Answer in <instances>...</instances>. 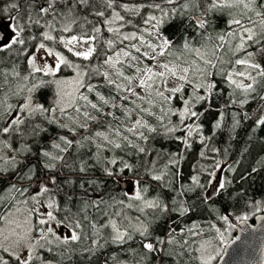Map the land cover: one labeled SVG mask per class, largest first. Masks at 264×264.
<instances>
[{"label":"trees","instance_id":"trees-1","mask_svg":"<svg viewBox=\"0 0 264 264\" xmlns=\"http://www.w3.org/2000/svg\"><path fill=\"white\" fill-rule=\"evenodd\" d=\"M106 2L89 0L88 5H78L75 0L71 4L68 0H60L62 7L58 11L65 13L66 18L51 24V15L38 14L37 6L45 4L46 0H0V21H8L11 25L19 23L23 28L19 39L24 40L23 44L16 43L0 50V114H3L0 125L9 119L8 111L15 108L28 89L41 81L44 83L38 91L32 92L33 97L38 104L54 108L57 95L54 84L46 74L32 70L29 63L30 55L41 43L61 52L69 62V65H60L56 74L71 75L72 65L84 71V82L76 104L67 112L68 115L65 112L58 115L68 123L59 122L52 112L25 116L29 126L39 125L41 132L34 138L24 136L17 139L20 148L27 142L32 152L27 154L25 164L17 165L16 171L20 176L25 173H34V176L31 181L19 177L13 181L21 191L12 189L7 182H0V223L3 214L20 205L35 189L36 181L55 175L56 185L49 184L50 191L43 196L54 202L55 217L75 231L80 239L42 250L45 260L53 264H202L198 252L203 241H217L220 235L229 232L231 239L235 227L230 218L235 221L245 217L252 220L264 204V124L258 123L264 118V99H260L264 90L257 87L254 93L244 94L229 86L220 74L232 70L228 61L245 56L244 51L236 55L230 51L239 43V37L233 39L228 36L229 32L237 29L229 21L241 19L245 26L254 27L259 33L260 20L264 16L258 17L255 13L264 12V8L259 6L264 0H255L249 9H245L243 4L212 7L213 4L220 5L222 0H171V3L169 0H114L111 9L106 8ZM13 4L16 7L10 8ZM6 8L10 10L5 12ZM99 11L105 15H95ZM113 11L124 20L113 21ZM29 16L32 21L39 20L40 23H29ZM150 16L157 19L146 23ZM197 18L206 21L203 28L195 25ZM157 21H160L159 28L156 27ZM63 24L70 26L69 32L62 31ZM94 28H100V32H95ZM109 28L119 32H109ZM150 29L162 32L170 41L164 55L158 54V48L153 52L148 47L149 44L156 46L160 43ZM44 32L54 39L45 40ZM131 32L149 44L141 43L139 38L123 40V36ZM73 35L97 37L95 41H89L96 49L91 57L84 59L73 54L77 47L86 43L69 45L72 52L64 46L60 38L67 40ZM220 35L225 36L222 48L218 47ZM108 40L114 41L111 47ZM136 40L139 52L132 47ZM123 51L130 52L136 59L123 56ZM247 51H255V48ZM117 52L121 53L118 58ZM112 55V63L106 64L105 60ZM255 59L264 64V58ZM205 60H211L215 67L206 66ZM165 63L175 67L179 74H183V68L190 69L187 75L192 83L180 80L178 86H182V92L173 95L167 90L165 80L172 77L170 74L164 78L147 79V68ZM236 67L241 69V66ZM196 69L214 73L209 79L214 80L217 87L210 105L191 99L192 110L203 112V115L199 119L185 118V124L201 126L200 131L193 132L189 138L191 147H186L176 139L186 136V130L166 133V127L183 129L178 114V110L184 107L183 101L189 100L194 92L196 95L204 94L203 90L197 91L194 87L201 82ZM141 78L151 87H141ZM244 82L249 81L245 79ZM158 92H163L170 99L164 100ZM82 97H87V100ZM242 100H248V103L241 104ZM9 105L12 106L10 110ZM161 117L163 119H159ZM137 120L155 127L157 131L149 133L142 127L129 131ZM217 122L220 123L219 128L215 127ZM141 132L148 137L146 141L140 139ZM97 133L103 135L97 136ZM106 134L110 138L105 139ZM61 136L72 140L73 145L63 144L59 140ZM54 143L67 150L60 152L54 149ZM115 144H120V147L116 148ZM139 148H144L145 152H139ZM41 150L64 157L63 161L57 162V170L43 166L48 161L40 155ZM173 154L178 155L174 157ZM173 158H178L179 163L171 164ZM16 159L20 161L25 157L18 153ZM112 160L116 163L112 164ZM62 164L67 166L61 167ZM124 164L131 167L124 168ZM80 167L85 171L80 172ZM106 168L116 174L108 176ZM122 168L124 170L120 172ZM215 172L217 184L211 187ZM157 175L162 179H153ZM193 176L197 177L198 183L193 182ZM128 179H134V187L126 181ZM221 180L228 183L224 190L218 192L216 189ZM138 190L143 200L132 199ZM144 201H159L169 207L175 202L177 211L154 214L152 209L145 208L141 212L138 209L143 207ZM182 207L188 211L181 214L179 209ZM224 216L228 217L227 221L222 219ZM110 220L115 221L121 231L128 230L133 238L123 244L106 243L112 233L108 226ZM142 225L148 228L147 240H142L139 231L134 230ZM172 229L174 233L170 232ZM156 238L171 239L174 243L161 245L166 247V252L160 254L143 249L144 242H155ZM8 261L9 264H17L16 259Z\"/></svg>","mask_w":264,"mask_h":264},{"label":"snow or ice","instance_id":"snow-or-ice-1","mask_svg":"<svg viewBox=\"0 0 264 264\" xmlns=\"http://www.w3.org/2000/svg\"><path fill=\"white\" fill-rule=\"evenodd\" d=\"M75 2L78 5H88L89 4V0H75ZM169 2L171 3V0H169ZM68 3L71 4L72 0H68ZM113 3H114V0H107L106 8H109V9L113 8ZM251 3H255V0H249L248 3H245L244 0H222V3L220 5L213 4L212 7L213 8L223 7V6L232 7L233 4H243V7L245 9H249ZM154 6L159 7V5H154ZM259 6L261 8H264V2H262ZM15 7H16L15 4L10 6V8H15ZM60 7H62L60 0H46L45 4L37 6L38 14H40V15H51L53 17V21L51 22V24L59 23V22H62L66 18L65 13L58 11V9ZM124 7L127 8L126 5ZM10 8H6V9H4V11L7 12L10 10ZM68 11L70 13L71 8H69ZM130 11H134V9H130ZM255 14L258 17L264 16V12H261V11H257ZM95 15L103 17L105 15V13L103 11H99V12H96ZM156 19L157 18L155 16H150L148 18V21H146V23L149 21H152V20H156ZM115 20L123 21L124 17L119 15V13L113 11V21H115ZM113 21H106V23H111ZM249 21L251 22V17H249ZM85 22H87V21H85ZM29 23H37L38 24V23H40V21L39 20L32 21L31 16H29ZM72 23H76V22L72 21ZM205 23H206V21L202 18H197L195 20V25L200 27V28H203ZM51 24H50V26H51ZM159 24H160V21H157V25H156L157 28H159ZM229 24L230 25H236L237 29L235 31L229 32L228 36L233 38V39L239 37V43L236 44L234 49H230V51L232 52L233 55H236V53H240L241 51H244L245 56L243 58H237L234 61H228V63H230L232 65V70L228 71L226 73H220V74L228 82L229 86H234V89L240 90L244 94L254 93L256 91L257 87H260L261 90H264V64L258 62L255 59L256 57L264 58V19L260 20L261 31L259 33H257V31L254 30V27L245 26L241 19L233 18L229 21ZM93 30L97 33L100 32V28H94ZM21 31H23V28L20 26L19 23L11 25V34L7 31H4V26L2 24H0V50H2L3 48H10L13 44H16V43L23 44L24 40L19 39ZM62 31L69 32L70 26L68 24H63L62 25ZM108 31L109 32H116V33L119 32L118 29H113V28H109ZM156 35H157V38L160 40V43L156 46L149 44L148 47H150L153 52H157V48H158L159 49L158 54L164 55V50L169 47L170 41L166 37H164L162 35V32H160V31H157ZM43 37L45 40H53L54 39V37L49 35L48 32H44ZM60 39L64 43V46L67 47L70 52H72L73 49L71 47H69V45H75V44L80 43V42L88 43L89 41H95L97 39V37L93 36V35H88L87 37H85L84 35H82L80 37L73 35L67 40H65L63 37H61ZM134 39H137V36L135 33L123 36V40H134ZM139 39H140L141 43L144 42L143 37H140ZM218 39L221 41V44L218 47L222 48L224 46L223 42L225 41V36L220 35L218 37ZM113 43H114L113 40L107 41V44L110 47L113 45ZM187 46L188 45L186 44L185 47H187ZM39 47L41 49L45 48L44 43H41L39 45ZM132 47L135 48L137 52L140 51V48L136 47L135 44H133ZM253 47L255 48V51H247L248 48H253ZM95 51H96L95 47L90 46V47H88V49L86 51H82V52L81 51H75L73 54L77 57H83L84 59H88L89 57L92 56L93 52H95ZM196 51L199 52V50H196ZM48 54L49 55L54 54L57 58V63H56L55 68L54 69H48V71L54 72L56 70H59L60 65H62V64L63 65H69V62L59 52L53 53L52 50L49 49ZM122 54L125 57L131 56V53L128 51H123ZM116 55L118 58L121 55V53L117 52ZM145 55H147V53H145ZM131 59L135 60L136 57L131 56ZM201 59H203V57H201ZM117 62H119V61L117 60ZM223 62L224 61H221V63H223ZM30 63H32V61H30ZM105 63L111 64L112 63L111 57L107 58L105 60ZM204 63L208 67H215V65L212 63L211 60H205ZM72 66L75 67L74 65H72ZM112 66L114 67L115 65L112 64ZM159 66L161 68H163L164 71L154 72L151 68H147L145 70V75H146L148 80H151L153 77L164 78L166 76V74H170L172 77H175L181 81H184L185 83H192V81L189 80V77L187 75L190 71L189 68H183L182 69L183 74H179L175 67H170L166 63L160 64ZM236 66H241V69L238 70ZM33 70L34 71H40L41 69L33 67ZM196 71L199 72V77H200L201 82L196 83L194 85V87L197 91L203 90L204 94L203 95H196V93L194 92L192 97L189 100L183 101L184 108L182 110H178V114L181 118L180 123H181V125H183V129H178L176 126L166 127V133H174L177 130H186V136L176 137V139L181 140L182 143L186 147H191V145L189 144V138L192 137L193 132H199L201 126L199 124H196V123L185 124L184 123L185 118H187V119H192V118L199 119V117L203 115V112L198 113V112L192 110V107L190 106L191 99H194L197 103L205 102V103L210 105L211 97L213 95L214 90L217 87L215 81L209 79V77L215 75L214 73L208 72L206 70H200V69H196ZM104 75H107V73H105ZM118 75H122V73H118ZM238 78H243V79H238ZM245 79L249 82L245 83L244 82ZM109 82L112 83V81H109ZM166 82L167 81H165V83ZM43 83L44 82L41 81L40 84H34L32 86V88L28 89V91L30 93H32L34 91H38L42 87ZM78 83H79V81H78ZM129 83H131V81H129ZM139 85L141 87H151V85L146 84V80L144 78L140 79ZM91 90H92V88L89 87V91H91ZM167 90L169 92H171L173 95H175L176 93L182 92L183 89H182V86H176V87H172V88L167 89ZM157 94L161 98H163L164 100L170 99V97L164 96L163 92H158ZM82 98L84 100H87V97H82ZM100 99L103 100L104 98L100 97ZM253 99H256V97L253 96ZM260 99H264V96L260 97ZM26 100H27V102L20 104L18 107L20 109V112L26 111V113L29 117H31L32 115H34L36 113L43 114V113L55 111V108L49 109V108L44 107L43 104H36L35 106H33L31 96L27 97ZM233 102L235 103V101H233ZM105 103H106V101H105ZM240 103L241 104L248 103V100H242V101H240ZM91 106L93 108H96L95 104H92ZM11 108H12V106L9 105L8 109L10 110ZM262 109H264V106H262ZM61 111H63V109H61ZM8 115L10 117L12 116L11 111H8ZM85 115H87V114L85 113ZM159 119H163V117H161ZM2 120H3V114H0V121H2ZM52 122H54V121H52ZM258 123L264 124V118L260 119L258 121ZM21 126H23V127H21ZM138 127L145 128L149 133H155L157 131V129L155 127H151L147 123L142 124L141 121H139V120L136 121L134 128L129 129V131H134ZM215 127L219 128L220 123L217 122L215 124ZM40 132H41V129H40L39 125L33 124V125L29 126L28 122L24 118H22L19 113H17L14 116V118H11L10 121L6 123V126H0V136H3V135H19L20 137L31 136L34 138L36 136H39ZM96 135L101 136L103 134L97 133ZM139 136H140V139H142V140L146 141L148 139V137L145 136L143 134V132H141L139 134ZM104 138L107 139V137H104ZM125 139H127V138H125ZM203 139H204V137H201V140H203ZM59 140L61 142H63V144L67 145L68 147H71L73 145V141L68 140L66 137L61 136V137H59ZM76 143H79V142L77 141ZM4 147L11 148L12 146L5 142ZM52 147L54 149H58L60 152H65L67 150L66 148H61V145L59 143H54L52 145ZM115 147L119 148L120 144H115ZM15 151H17L21 155H24L25 159L17 161L16 157L12 156V157H9L6 161H4V157H0V161H4V164H0V182H7L8 184H10V187L12 189H15L16 191H21L20 189L16 188V184L13 183V181H15L17 179V177H19L21 179H28L29 181H31L33 179L34 173L31 175L25 173L23 176H20V173L16 171V168H17L18 164H25V161L27 159V154H30L32 152V149H31V146L27 142H25L22 148L15 149ZM138 151L139 152H145V149L139 148ZM40 155L47 159L48 162L45 163L43 166L47 169H50V170H57V162L64 160L63 156L53 155L48 151L41 150ZM173 155L175 157L178 154H173ZM201 155H203V153H201ZM180 158H182V157H180ZM111 163L115 164L116 161L112 160ZM170 163L171 164H178L179 159L173 158L170 160ZM5 165H8V166H5ZM66 166H67L66 164L61 165V167H66ZM32 167L34 168V166H32ZM130 167H131L130 165L124 164V168H130ZM124 168L120 169V172H123ZM29 171H31V169ZM79 171L84 172L85 168L80 167ZM253 171H255V169H253ZM105 172L108 176H113L116 174L107 168L105 169ZM13 173H15V174H13ZM153 179L161 180L162 177L157 175V176H153ZM192 180L194 183H198V179L196 176H193ZM56 183H57V177L55 175L40 179L38 181V184L40 185V190L38 193L33 195L31 197V199L33 201H36L37 203H40V201L37 198L39 196H43L45 193H48L50 191V189L48 187L49 184L56 185ZM136 183L138 184L139 181H136ZM226 183H228V182L221 180L216 191L219 192V191L224 190L226 188ZM23 191H27V189H23ZM132 199L143 200L141 192L138 190L136 192V195L134 197H132ZM48 207L52 208L53 204L49 203ZM129 207H131V205H129ZM145 208L152 209L154 214L156 212L164 213V212H168V211H173V212L177 211V208L175 207V202L173 203L172 207H169V205L162 204L159 201H144L143 207L139 208L138 210L143 212ZM30 211L36 212V211H38V209L33 208ZM179 211L181 212V214H183L184 212H187L188 209L182 207L179 209ZM46 217H47V219H43V218L39 219L38 223L40 225H43V224H46V223L56 219V217L53 215L52 211H48L46 213ZM222 219L227 221L228 217L224 216V217H222ZM244 219H246V217ZM78 226L79 225H77V227ZM111 227L113 229V232L109 234L108 239L105 241L106 243L111 242V243H116V244H123L127 240H131L133 238L132 235L128 232V230L121 231L117 227L115 222H111ZM134 230L139 231V234L142 237V240L148 239V228H147V226L142 225L140 228L134 229ZM174 231H175L174 229L170 230L171 233H174ZM48 232L49 233L53 232V229L51 227H49ZM46 239H47L46 234L43 231H40L37 236L33 237L34 243H28L25 245V247L27 248V254L25 257L21 258V256L19 254L13 253L12 255L15 256L17 264H33L34 259H35V257H34L35 249L37 247L43 249L44 244H41L40 241L46 240ZM79 239H80V237L77 235V233L75 231H73L71 236L70 237L65 236L63 238V240L61 241V243H67L69 240L77 241ZM48 243H51V241H48ZM170 243H174V241L171 239L165 241L163 239L156 238L155 242H144L142 244V247L148 253L160 254V253L166 252V247H161V245L166 246V244H170ZM0 248H3L2 244H0ZM3 250L5 252H8L7 248H4ZM49 251H51V249H49ZM201 259L203 260V257ZM211 259H213V257L208 256L207 260H203V264H209V261ZM0 264H9V261L0 257Z\"/></svg>","mask_w":264,"mask_h":264},{"label":"rangeland","instance_id":"rangeland-1","mask_svg":"<svg viewBox=\"0 0 264 264\" xmlns=\"http://www.w3.org/2000/svg\"><path fill=\"white\" fill-rule=\"evenodd\" d=\"M0 24L4 26V31H7L11 34V24L8 21H0ZM150 32L153 35V37L157 38L156 35L157 32L151 29ZM130 34H132V32ZM136 36L138 39L139 35ZM138 43H139L138 40H136L135 41L136 47L138 46ZM144 43L149 44L146 39H144ZM90 46L91 44L90 42H88L84 46L77 47L74 51H81V52L86 51ZM49 49L51 48L45 46V48L41 49L39 46H37V48L32 52V54L29 57V63L30 61H32V63H30L31 69L33 70V67L41 69L40 72L46 74L50 79V81L54 84L57 95L54 106L55 111L52 112V114L54 118H56L59 122L68 123L62 116H58V115H61L62 112H65L64 114H67L70 108L76 104L80 89L84 82V71L82 68L78 66L73 67V72L71 75L56 74L57 70L54 72L48 71V69H54L57 63L56 56L54 54L53 55L48 54ZM51 50L53 53L59 52L54 49ZM59 53L64 57V55L61 52ZM110 57L112 59L113 55ZM152 70L154 72L164 71V69L161 68L159 65H153ZM115 79L117 80V78ZM165 81H167L166 86L169 89L178 86V84L180 83V80L175 79L174 77L167 78ZM137 92L140 93L139 90ZM29 96H31L33 106L38 104L35 101L33 94L27 91V93L22 98V100L18 102L15 108L11 111L12 116L11 117L9 116V119L6 120L5 124H2L0 126H6V123L9 122L11 118H14V116L17 113H19L22 118H25V116H27L26 111L20 112L18 106L22 103L27 102L26 98ZM183 108H181V110ZM61 109H63V111H61ZM106 136L107 138H110L109 134H106ZM18 138H20L19 135L0 136V142H1L0 157H4V161H6L9 157H12V155L13 156L18 155V152L15 151V149H18V147L16 145H12V140H16ZM5 142L7 144H10L12 147L11 148L4 147ZM4 161H0V164L3 163ZM216 179L217 178L215 172L211 180V187L212 186L216 187L217 184ZM126 181H128L130 186L132 187L135 186L134 179H128ZM34 184H35V189L21 201V204L14 206V208L8 210L2 216L0 223V244L3 245V248H0V257H2L3 259L7 258V260L10 258L15 259V256L12 255L13 253L19 254L21 258L25 257L27 254V248L25 247V245L28 243H34L33 237L38 235L36 231L38 228H41L42 231L46 234L47 239L40 241L41 244H44L43 249L39 247L35 249L34 252L35 259L33 263L53 264V262L45 260L43 258L42 250H48L49 247L58 246L59 244H62L61 241L63 240V238L65 236L70 237L73 230L69 226L61 223L62 221H59L57 218L43 225H40L38 223L39 219L41 218L47 219L46 213L48 211L53 212L54 202L45 196H39L37 198L40 201V203L33 201L31 197L36 193H38L40 190V185L38 184V181H36ZM49 203L53 204L52 208L48 207ZM33 208L38 209V211L31 212L30 210ZM111 222H115V221L110 220L108 222V226L113 232V229L111 227ZM116 225L120 229L117 223ZM49 227L53 229V232L51 233L48 232ZM230 234L231 232L220 235L217 241L212 242L211 240H208V241H203L201 243L198 256L202 264H203V260L208 259V256L213 257V259L209 261V264L214 263L216 258L219 256L224 243L229 239ZM48 241H51V243H48ZM4 248H7L8 252H5L3 250ZM202 257L203 260L201 259Z\"/></svg>","mask_w":264,"mask_h":264},{"label":"water","instance_id":"water-1","mask_svg":"<svg viewBox=\"0 0 264 264\" xmlns=\"http://www.w3.org/2000/svg\"><path fill=\"white\" fill-rule=\"evenodd\" d=\"M235 234L222 247L213 264H264V204L252 220L235 221ZM42 231L38 228L36 233Z\"/></svg>","mask_w":264,"mask_h":264},{"label":"flooded vegetation","instance_id":"flooded-vegetation-1","mask_svg":"<svg viewBox=\"0 0 264 264\" xmlns=\"http://www.w3.org/2000/svg\"><path fill=\"white\" fill-rule=\"evenodd\" d=\"M12 145H16L18 148H20V144L18 145V140L16 139L14 142H13V140H12ZM13 156V155H12ZM17 155H15V157H16Z\"/></svg>","mask_w":264,"mask_h":264}]
</instances>
